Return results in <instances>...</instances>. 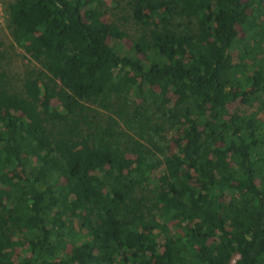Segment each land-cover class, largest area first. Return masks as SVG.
I'll return each instance as SVG.
<instances>
[{"label":"trees","instance_id":"trees-1","mask_svg":"<svg viewBox=\"0 0 264 264\" xmlns=\"http://www.w3.org/2000/svg\"><path fill=\"white\" fill-rule=\"evenodd\" d=\"M4 3L0 264H264V0Z\"/></svg>","mask_w":264,"mask_h":264},{"label":"rangeland","instance_id":"rangeland-1","mask_svg":"<svg viewBox=\"0 0 264 264\" xmlns=\"http://www.w3.org/2000/svg\"><path fill=\"white\" fill-rule=\"evenodd\" d=\"M6 1V0H4ZM117 2V6H113V0H105L106 2V17L111 20L120 21L121 17H130L127 13V0H114ZM5 3L2 6V12L0 14V73H2L3 81L7 83L9 89L17 91L22 84L25 73L35 67H37L36 61L32 60L28 54L24 52L22 48L16 46L9 33L7 27V14L5 10ZM122 27L126 32V36L120 40L116 41L118 51L121 54L128 53L132 40L136 39L140 34L137 27L130 25L129 23L121 22ZM96 108L95 105H92ZM98 108V107H97ZM101 112V117L104 119L106 115H109V111L106 109L98 108ZM88 112V111H87ZM91 118H93L94 111H89ZM166 138L172 146V150H175L176 144L175 139L178 136L179 130L166 129L164 132ZM21 249L18 250L20 252Z\"/></svg>","mask_w":264,"mask_h":264},{"label":"built area","instance_id":"built-area-1","mask_svg":"<svg viewBox=\"0 0 264 264\" xmlns=\"http://www.w3.org/2000/svg\"><path fill=\"white\" fill-rule=\"evenodd\" d=\"M4 0H0V14L3 13L2 12V6H3Z\"/></svg>","mask_w":264,"mask_h":264}]
</instances>
